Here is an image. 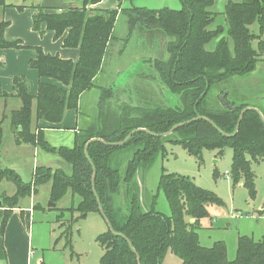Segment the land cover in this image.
<instances>
[{
	"label": "trees",
	"instance_id": "1",
	"mask_svg": "<svg viewBox=\"0 0 264 264\" xmlns=\"http://www.w3.org/2000/svg\"><path fill=\"white\" fill-rule=\"evenodd\" d=\"M99 1L81 0L79 6L53 10L31 6L34 9L32 29L41 34L40 26L45 24L47 30L53 31L55 39L67 31L63 46L78 47L79 59L73 62L35 46L30 67L36 69L40 77L54 78L63 86L40 82L33 96L25 80L15 77L12 87L21 104L9 112V122L16 144L36 145L56 154L69 163V171L37 165L31 179L25 181L12 168H1L0 182L5 179L13 183L15 191L0 199L1 205L6 207L0 220V232L3 233L19 199L36 194L39 186L48 183V198L55 206L34 204L33 207L59 211L55 222L61 230L59 237L63 236L66 244L70 243L74 220L90 213H101L105 218L107 230L96 238L103 250L99 264H161L168 249L180 258L179 264H264V236L254 240L251 236L239 235L232 259L228 258L226 245L221 240L210 246L200 244V221L209 217V206L221 204L214 192L188 177L162 171L158 188L167 200L170 209L167 215L153 205L142 206L141 185L136 177L140 167L149 166L157 154L162 157L166 154L165 142L181 144L198 162L202 161L203 149L217 150L221 154L225 147H230L233 184L241 180L253 192L254 174L250 163L264 161V114L249 108L248 104L228 101L221 109H209L205 106V96L213 83L255 69L260 53H264V41L259 39L257 52L252 41L259 36L251 32L249 25L257 22L259 31L264 33V0H227L223 10L225 30L222 25L208 28L216 17V13L208 9L215 0H178L177 9L139 7L128 0L129 7L120 9L128 17L127 37L134 27L155 29L173 37L167 44L169 58L155 59L154 67L160 81L179 96L181 106L123 103L116 121L113 110H103L108 97L113 95V88L101 86L97 119L100 126L80 129L70 147L54 146L45 139L39 126L36 131L31 129V103L35 99L37 120L58 123L67 109L78 108L80 95L94 86L118 14L117 9L89 7ZM25 6L16 7L21 10ZM6 24L0 22V48L23 47L21 40L4 38ZM214 39H217L214 46L207 49L205 45ZM0 95L8 94L0 92ZM3 119L4 116H0V144ZM174 126L172 132L165 134ZM129 145L134 146V150L121 176L108 160ZM121 182L128 200L123 219H119L112 206V196L118 192ZM68 192L79 197L78 203L58 207V202ZM189 219L194 221L189 222Z\"/></svg>",
	"mask_w": 264,
	"mask_h": 264
},
{
	"label": "rangeland",
	"instance_id": "2",
	"mask_svg": "<svg viewBox=\"0 0 264 264\" xmlns=\"http://www.w3.org/2000/svg\"><path fill=\"white\" fill-rule=\"evenodd\" d=\"M122 1H125L122 7H129L130 2L128 0ZM226 2L227 0H215L213 5L208 8L216 13L214 22L208 28H215L217 25H222L224 30L227 28L223 15ZM249 28L255 36H259L252 41V47L259 52L258 42L259 39L264 41V33L259 31L257 22L251 23ZM113 32L117 38H120L116 42L118 46L125 45L127 42L126 51L121 58L123 61L129 60L133 63L131 67L122 69L120 73L116 72V75L110 74V77H104V83L98 82L99 85L113 88V95L108 97L110 98L109 101H116L118 104L124 102V104L132 106L154 107L159 103L181 106L179 96L171 93L160 81L154 67L155 59L167 60L169 58L167 44L174 40L173 37L155 29L134 27L127 37L128 40H125L129 26L127 14L124 12L116 19ZM154 34L156 36L152 37ZM146 36L152 37L150 38L152 42L146 43L147 45L143 44ZM146 38L149 42L148 37ZM216 41L217 39L212 40L205 47L211 49ZM109 68L113 72L117 71L112 64ZM89 92H92L94 96L97 110V101H101V92L99 89ZM262 97H264V53H260L252 72L245 75H233L213 83L205 96V106L209 109H221L227 105L228 101L234 104L244 103L261 107ZM107 107L116 114L115 120L117 121L121 113V106L117 111L112 108V104H108ZM85 108L88 107L82 108V114ZM261 111L264 114L263 109ZM165 148L166 154L163 157L157 154L149 166L140 167L137 171L136 177L141 185L139 197L143 207L153 205L156 210L167 215L170 214L167 200L162 190L158 188V180L162 171L179 174L214 192L221 200V204L210 206L211 220L206 217L200 221L202 228L198 230V239L202 245L209 246L214 241L221 240L226 245L228 256L233 258L238 233L251 236L254 240L264 236V161H251L250 163V169L254 174L252 192L242 184L241 180L234 184L232 182L230 173L232 150L230 147H225L221 154H218L217 150L203 149L202 161L200 162L179 143L165 142ZM133 150L134 146L129 145L112 154L108 160L109 165L117 168L121 176H123L125 164ZM39 153V158H41V155H47L45 153L48 152L43 150ZM61 160L60 167L68 172L69 163ZM26 165L28 167L31 162H27ZM226 171L229 172L228 175L225 174ZM19 174L26 181L31 178V175L25 170ZM4 181L6 180H1V182ZM14 191L15 186L11 182L0 185V199L4 196H10ZM34 195V197H21L18 205L22 208L23 206L32 208L39 201L41 202L39 205L45 207L47 201H50L46 185L39 186L38 192ZM78 201L77 195H71L68 192L58 202V207L75 206ZM127 201L125 186L121 182L118 192L112 196V206L119 219L126 216ZM58 213L59 211L54 209L45 211L36 209L34 213V231L36 234L38 231V240H36L35 233L33 236L34 250L44 252V259L42 258L44 264H99L103 250L96 238L108 227L103 215L90 213L84 218L74 220L70 233V243L66 244L65 238L59 237L61 230L57 229L55 222ZM75 218L76 213L73 214V219ZM28 233H30V228ZM180 261V258L168 249L161 264H179Z\"/></svg>",
	"mask_w": 264,
	"mask_h": 264
},
{
	"label": "crops",
	"instance_id": "3",
	"mask_svg": "<svg viewBox=\"0 0 264 264\" xmlns=\"http://www.w3.org/2000/svg\"><path fill=\"white\" fill-rule=\"evenodd\" d=\"M124 2L125 1L119 2L118 0H100L89 7L102 10L117 9V19L122 13L120 9L124 8L122 7ZM21 4L26 6L19 10L16 6ZM80 4L81 0H3V4L0 5V22H7L3 31L4 38L8 41L21 40L24 44V46L20 48H0V92L8 94L6 96L0 95V116H4L2 122L3 134L0 144V169L5 167L12 168L18 174L25 170V172L32 176L33 170L37 165H46L51 168L61 166L60 164L62 160L56 154L45 153L47 155H41V158H39V151L43 150L38 146L26 143L16 144L14 131L10 125L8 116L11 110L19 108L21 104L20 99L15 95L12 87L13 79L15 77H20L25 80L29 92L33 96L37 94L40 82L63 86L54 78L40 77L37 70L30 67L29 61L35 55V46H40L45 53L58 55L60 58L70 59L73 62H76L79 59L78 47L63 46V38L67 34V31H65L59 38L55 39L53 37V31L47 30L45 24H41L40 26L42 30L41 34L32 29V14L34 9L31 6L40 5L53 10L76 7ZM132 4L152 9L161 7L177 9L180 5L178 0H133ZM150 36H146L148 37L149 42L145 37V43L143 42V44H150L152 42L150 38L155 37L156 35L154 34V36ZM119 39L120 38H117L113 32V36L108 41L106 52L102 59L101 69L95 75L94 86L80 95L78 108L67 109L60 122L50 123L46 120H37L35 115L36 101L35 99L32 100L31 129L36 131V126H39L45 139L51 145H65L70 147L74 143L75 134H77L80 129L91 126H100V122H97V119L101 103L100 101H97L99 105L97 104L96 110L94 96L92 92L89 91L98 90L101 86L103 87V85H99L98 82L104 83V77H110V74L116 75V72L120 73L122 69L131 67L133 63L129 60L123 61L121 58L126 51L127 42L125 45L118 46L116 42ZM125 40H128L127 36ZM110 63L117 71L113 72L112 69L110 70ZM109 100L110 99L105 102L103 110L108 109V104H112V108L117 109V107L124 103L121 102L118 104L116 101L110 102ZM85 106L88 108H85V111L82 114V108ZM249 106L256 107V109L263 114L261 110L263 109L264 111V100L261 107L252 104H249ZM27 162H31V165L28 167L26 165ZM23 167H25V169H22ZM4 183L10 182H0V185H3ZM44 185L47 186L48 194L49 184L47 183ZM10 195H12V193ZM32 196L34 197L35 195L32 194L30 197ZM36 204H41V202L37 201ZM45 206H47V204H45ZM5 208L6 207L0 205V220L4 215ZM21 208L22 206L17 204V206L12 209L3 233L0 232V264H44L42 260V258L44 259V252L35 251L33 244L34 233L36 240H38V231L37 234L36 231H34L35 221L33 219L36 209H34L33 206L32 208L30 206H23V208ZM209 219L211 220L210 214ZM29 228L30 233H28ZM201 228L200 225V229ZM239 235L242 234L238 233L237 237ZM228 258L232 259L229 256Z\"/></svg>",
	"mask_w": 264,
	"mask_h": 264
},
{
	"label": "water",
	"instance_id": "4",
	"mask_svg": "<svg viewBox=\"0 0 264 264\" xmlns=\"http://www.w3.org/2000/svg\"><path fill=\"white\" fill-rule=\"evenodd\" d=\"M2 4H3V0H0V5H2ZM262 100H264V97H262ZM249 108H252V109H255V110L259 111L258 109L254 108V107H249ZM242 112H243V110H242ZM259 113H260V112H259ZM175 127H176V126L172 127V128H171L168 132H166L165 134H169L170 132H172L173 129H174ZM236 131H237V126H236V130H235L234 134L236 133ZM132 132H133V131H132ZM128 136H129V135H128ZM128 136L123 140V142L127 140ZM94 139H96V138H94ZM97 139H98V138H97ZM123 142H121V143H123ZM0 205H1V202H0ZM54 206H55V203H54V202L48 201V203H47V207H54ZM193 221H194V219H189V222H193Z\"/></svg>",
	"mask_w": 264,
	"mask_h": 264
},
{
	"label": "built area",
	"instance_id": "5",
	"mask_svg": "<svg viewBox=\"0 0 264 264\" xmlns=\"http://www.w3.org/2000/svg\"><path fill=\"white\" fill-rule=\"evenodd\" d=\"M225 174H226V175H228V174H229V172H228V171H226V172H225Z\"/></svg>",
	"mask_w": 264,
	"mask_h": 264
}]
</instances>
